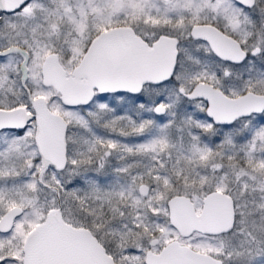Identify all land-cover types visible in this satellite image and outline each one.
I'll use <instances>...</instances> for the list:
<instances>
[{"label":"snow or ice","instance_id":"1","mask_svg":"<svg viewBox=\"0 0 264 264\" xmlns=\"http://www.w3.org/2000/svg\"><path fill=\"white\" fill-rule=\"evenodd\" d=\"M0 264H264V0H0Z\"/></svg>","mask_w":264,"mask_h":264}]
</instances>
